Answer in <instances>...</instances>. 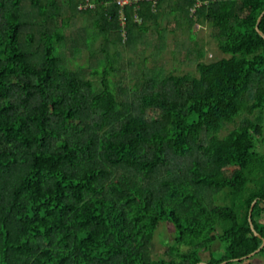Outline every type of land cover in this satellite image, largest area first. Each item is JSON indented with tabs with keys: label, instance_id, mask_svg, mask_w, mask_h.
<instances>
[{
	"label": "trees",
	"instance_id": "trees-1",
	"mask_svg": "<svg viewBox=\"0 0 264 264\" xmlns=\"http://www.w3.org/2000/svg\"><path fill=\"white\" fill-rule=\"evenodd\" d=\"M92 1L79 11L93 28L125 22L132 41L163 0L123 20L113 0ZM186 1L216 31V70L155 75L123 100L111 63L95 83L60 62L57 0H0V264H264V246L244 257L264 238V0ZM163 223L174 237L154 258Z\"/></svg>",
	"mask_w": 264,
	"mask_h": 264
},
{
	"label": "rangeland",
	"instance_id": "rangeland-1",
	"mask_svg": "<svg viewBox=\"0 0 264 264\" xmlns=\"http://www.w3.org/2000/svg\"><path fill=\"white\" fill-rule=\"evenodd\" d=\"M57 1L60 4L57 28L65 36L60 46L62 55L60 62L65 68L78 71L85 78L94 79L95 83L98 75L92 74L91 71L97 67L99 60L101 59L104 64L111 63L113 68L110 70V77L117 84L118 93L123 100L132 99L133 93L146 78L155 75L164 77L169 73L197 74L199 61L204 62L208 74H211L224 56L213 37L216 32L213 27L205 21L190 19L194 8L190 10L189 15L184 11L188 7L186 0L161 1L160 5L154 8L158 14L157 19L148 22L149 29L143 37L132 41L127 38L124 31L125 22H120L119 28L106 29L102 32L100 28L97 30L93 28L92 20L84 12L74 10L72 6L62 3V0ZM30 17V20L38 19L35 15ZM63 19L67 24H63ZM27 30L29 31L28 27L23 28V32ZM36 36L37 34L34 38ZM88 36L93 39L87 43ZM76 47L78 50L75 52ZM244 116L241 114L234 122L226 124L220 135H225L239 125ZM258 148L263 149L261 143H258ZM232 170L231 166L224 168L227 175H230ZM260 224L264 225V217L260 219ZM173 237L171 227L161 224L151 243L152 257L164 256L169 248L166 241L170 242ZM203 256L208 258L209 253L206 252ZM250 264H263V259L254 258Z\"/></svg>",
	"mask_w": 264,
	"mask_h": 264
},
{
	"label": "built area",
	"instance_id": "built-area-1",
	"mask_svg": "<svg viewBox=\"0 0 264 264\" xmlns=\"http://www.w3.org/2000/svg\"><path fill=\"white\" fill-rule=\"evenodd\" d=\"M141 0H113L116 5L119 6V18L121 20L124 19L123 8L127 5H133L138 3ZM155 2V0H152ZM95 3L92 0H81V2L77 5L78 10H86V9H93L95 8Z\"/></svg>",
	"mask_w": 264,
	"mask_h": 264
},
{
	"label": "water",
	"instance_id": "water-1",
	"mask_svg": "<svg viewBox=\"0 0 264 264\" xmlns=\"http://www.w3.org/2000/svg\"><path fill=\"white\" fill-rule=\"evenodd\" d=\"M263 14H264V10H263V12L260 14V16L258 17V20H257L256 26H255L256 29L258 30V32H259L260 34H262V32L259 30L258 24H259V21L261 20V18H262V16H263ZM255 201H256V200H254V201L252 202L251 206H250V210H249L248 218H249V222H250V226H251L252 230H254V233H255V234L259 235V234L255 231V229H254V227H253V224H252V221H251V211H252V208H253V205H254ZM259 236H260V235H259ZM263 246H264V238L262 239V243H261V245H260L256 250L252 251L251 253H249L248 255H246V256H244V257L246 258V257H250V256L254 255V254H255L257 251H259ZM222 263H225V261H223ZM197 264H208V263L205 262V261H200V262H198ZM219 264H221V263H219Z\"/></svg>",
	"mask_w": 264,
	"mask_h": 264
}]
</instances>
